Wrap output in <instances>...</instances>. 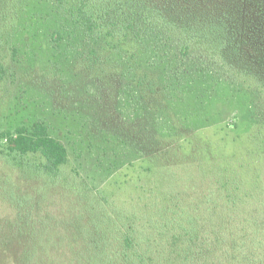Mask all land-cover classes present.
Listing matches in <instances>:
<instances>
[{
    "label": "trees",
    "instance_id": "trees-1",
    "mask_svg": "<svg viewBox=\"0 0 264 264\" xmlns=\"http://www.w3.org/2000/svg\"><path fill=\"white\" fill-rule=\"evenodd\" d=\"M40 53L50 61L79 56L93 84L86 87V104L101 111L96 102L106 98L108 112L115 107L135 118L114 123L109 115L86 120L74 114L80 126L101 128L96 140L110 142L102 132L123 126L114 147L131 146L137 155L169 160L167 165L174 147L178 156L199 153L209 165L203 190H148L154 184L147 166L143 190L129 201L80 197L90 188L79 173L66 172L67 147L47 118L36 115L28 124L0 130V163L15 169L0 171V200L10 209L0 217V264H264V0H0V86L16 66L39 61ZM202 81L223 92L236 82L252 99L256 117L246 129L235 122L211 127L214 134H245L230 154L222 151V138L221 145L205 132L200 146L194 143L174 115L176 102ZM121 97L133 102L120 104ZM72 128L65 127L74 136ZM81 141L92 149V141ZM105 145L98 146L102 153L109 152ZM55 181L66 188L53 189ZM47 184L49 202L39 190ZM53 196L88 203L104 228L89 223L87 213L76 230L105 234L57 244L41 237L45 219L59 221L55 208L61 202Z\"/></svg>",
    "mask_w": 264,
    "mask_h": 264
},
{
    "label": "rangeland",
    "instance_id": "rangeland-1",
    "mask_svg": "<svg viewBox=\"0 0 264 264\" xmlns=\"http://www.w3.org/2000/svg\"><path fill=\"white\" fill-rule=\"evenodd\" d=\"M197 53L200 54L198 56L203 61H210L209 58L211 57L209 55L201 51ZM38 56L39 61L37 59L26 66H16L13 75L0 86V130L13 129L16 125L23 123L28 124L36 115L47 118L53 129V134L61 139L67 147L69 163L66 167V172L75 175L79 173L90 188V191L80 190V197L82 193H87L90 198L92 196L102 197L103 194H106L112 197L116 196L117 200L125 198L126 201H129L130 195L139 194L140 190H143L140 186V179L142 175L148 174L144 171L147 166L152 168L151 176L154 184L148 190H163L166 187L169 190H179L180 187H183L184 190H189V188L196 190L198 186L203 184L201 179L203 168H206L209 162L205 161L199 153L192 159L178 156L174 147L169 148L170 156L175 158L167 165L169 160H162V158L152 155H137L131 151V146L114 147L117 136H124L121 134L125 132V127L123 126L111 125V127H107L109 130L106 133L102 132V137H106L110 142L103 138L102 140H96L95 135L101 131V128L96 129L99 127L94 125L86 126V124L80 126L74 114L81 115L86 120L87 117L85 115L88 117H92L95 114H101L102 117L109 115L114 123H118L117 120L121 118L122 121L124 120L125 111L120 112V109L114 107L112 113L108 112L107 107H105L106 98H102L101 104L96 102L97 106H100L101 111L96 107L93 109L92 104H86L88 103L87 98H90L86 93V87L91 89L93 84H90V79L86 78L85 73L87 72L79 67L77 61L79 56L76 58L73 53L63 54V58L59 59V61H50L43 53ZM235 81L237 80L235 79ZM205 84L202 81L192 92L185 95L182 101H177L176 105H174V115H176V120L182 119L180 124L189 133L188 136L194 137V143L200 146V133L205 132L211 140L216 139L221 145L222 138V151L230 154L237 147L239 148V146L243 145L245 134L239 137H233L230 132L227 135H224L223 132L214 134L211 127L213 125L224 127L235 122V124L239 125L240 131L246 129L247 122L254 120L256 117L251 105L252 99L250 100L248 94L242 93L244 87L238 86L236 82L231 86L232 88L224 92L222 86L216 85V88H210ZM125 96L129 97L130 95L127 94ZM126 97L119 98L120 104L121 102L124 104H126L125 102H133L129 101V98L126 99ZM119 101L117 102L119 103ZM207 109L209 110V115L206 113ZM177 110H179L178 114L176 113ZM65 114L69 116L68 121L63 120ZM125 118L129 123L135 120L134 117ZM207 122L211 123L210 126H207L208 128L206 127ZM66 126L74 127L72 128L75 133L74 136L67 134ZM230 126L233 127L235 125ZM129 128L132 129L130 126ZM112 132L116 133L111 135ZM76 138L77 142L71 141ZM82 139L86 143L92 141V149L84 145L81 141ZM103 144H106L105 149L107 150L108 148L107 151L109 152H101L98 146ZM112 151H115L116 155H112ZM225 163L230 162L227 160ZM6 170L11 173L15 172V169L11 168L10 165L0 163V171L4 175L7 174ZM14 175L16 176V173ZM54 184L55 186L53 187L47 184L39 189L42 192L44 201L49 202L50 194L47 196V190L50 187L53 189L66 188V185L59 181H55ZM198 190H203L202 186ZM71 192L76 194V192ZM51 200L61 202L55 208L59 214V221L53 225L56 220L53 215L50 218L51 222L45 219L40 229L41 237L57 244L70 238H81L85 234L93 236L105 234L104 231L99 229L87 228L82 229L81 232L76 230L77 226L80 227L78 224L79 220L81 221L87 213H89L87 215L89 223L96 228H104L103 225H98L94 221L97 214L91 211L88 203L84 201L80 203L74 199L65 202L63 197L60 196H53ZM9 213V207L0 200V217ZM62 226L67 229H63Z\"/></svg>",
    "mask_w": 264,
    "mask_h": 264
}]
</instances>
